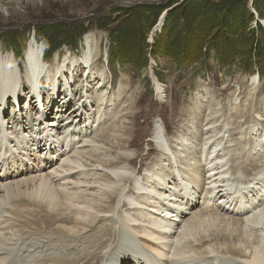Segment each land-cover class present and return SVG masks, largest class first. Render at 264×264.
I'll use <instances>...</instances> for the list:
<instances>
[{
  "label": "bare ground",
  "instance_id": "1",
  "mask_svg": "<svg viewBox=\"0 0 264 264\" xmlns=\"http://www.w3.org/2000/svg\"><path fill=\"white\" fill-rule=\"evenodd\" d=\"M101 36L50 64L36 36L23 61L0 49V264H264V81L190 100L169 145L155 120L148 158Z\"/></svg>",
  "mask_w": 264,
  "mask_h": 264
},
{
  "label": "rangeland",
  "instance_id": "2",
  "mask_svg": "<svg viewBox=\"0 0 264 264\" xmlns=\"http://www.w3.org/2000/svg\"><path fill=\"white\" fill-rule=\"evenodd\" d=\"M229 1L0 0V49L16 50L23 61L30 39L36 36L44 47L41 56L50 64L55 56L63 59L67 53L83 52L86 48L83 39L88 32H94L95 37L102 35L99 62L107 67L109 74L106 78L109 88L105 93L121 91L118 84L124 80L130 84L127 92L133 93L137 102L141 100L138 105L141 117L136 120L134 140L138 143L136 149L147 156L155 144L148 136L143 141L139 132L153 128L155 120L160 121L169 145L175 127L170 117L173 115L175 119L180 109L190 105V100L199 97L207 102L209 99L212 107L221 102L229 84L234 91L241 82L250 85L254 80L256 83L264 81V63L250 62L256 59L257 51L264 55L260 30L264 32V15L260 13L264 14V1L231 0L227 8ZM235 2L238 5H234ZM44 29L53 31L46 33L47 43L42 38ZM122 34L128 40L124 47L119 45ZM12 36L16 41L7 43ZM169 49L180 50L183 59L194 52L200 59L189 65L188 61H179L164 53ZM220 49L225 55L229 54L225 62L218 58ZM235 49L237 56L232 53ZM250 52L253 57L248 60ZM109 53L114 57L110 58ZM245 63L248 64L245 66ZM84 74L87 73L77 75L82 79ZM157 82L164 88L162 96L154 85ZM91 92L97 93L87 91L89 95ZM259 97H264V87ZM219 103L216 109L221 108ZM12 106L8 108L10 113ZM223 133L225 130L208 135L207 139Z\"/></svg>",
  "mask_w": 264,
  "mask_h": 264
},
{
  "label": "trees",
  "instance_id": "3",
  "mask_svg": "<svg viewBox=\"0 0 264 264\" xmlns=\"http://www.w3.org/2000/svg\"><path fill=\"white\" fill-rule=\"evenodd\" d=\"M231 1V0H230ZM228 2V4L226 5V7L227 8H229L230 7V4H231V2ZM259 0H255V3H257ZM260 1H264V0H260ZM236 4H234V5H238V3L237 2H235ZM264 11V10H263ZM261 13V15H264L263 13H262V11L260 12ZM251 15V17L253 16V14H250ZM259 28H261L260 27V25H259ZM261 30V32H262V36H263V39H264V32H263V29L261 28L260 29ZM49 32H53L52 30L51 31H49V30H42L41 31V33H42V38H43V40H44V42H46V40H45V35H46V33H49ZM37 36H39V34H37ZM41 38V37H40ZM16 41V37L14 36H12L9 40L7 39V43H14ZM127 36L126 35H121V37H120V40H119V45H121L122 47H124L126 44H128L127 43ZM53 42V41H52ZM47 43V42H46ZM124 44V45H123ZM13 45V44H12ZM15 52H16V50H15ZM218 52H220L219 53V55H218V58L219 59H221V61H226V59L228 58L227 56H229V54H227V55H225L224 53H222L221 52V49H220V51H218ZM18 53V52H17ZM16 53V54H17ZM164 53H166L168 56H171L172 58H176V59H179V61H188V63H186V64H189V65H193V63L195 62V61H199V59L200 58H198V55H196L195 56V52L194 53H191V55L189 56V57H187L186 59H183V58H181V51L180 50H178V49H169V50H167L166 52H164ZM232 53H233V55H236L237 56V54H236V49L235 50H233L232 51ZM184 54V53H183ZM18 55V54H17ZM232 55V56H233ZM109 56H110V58H113L114 57V55L112 54V53H109ZM21 57V56H20ZM249 59L248 60H250V58H252L253 57V54L250 52L249 53ZM255 57H256V59H252V60H254V61H250V62H254L255 64H258L259 62L261 63H264V61H263V58H264V55H262V53L260 54L258 51L255 53ZM195 59V60H194ZM231 62V61H230ZM229 62V63H230ZM248 63H245V66L247 65ZM246 68V67H245ZM138 69H142L141 67H138ZM264 70V68H262V71ZM264 72V71H263ZM262 74H264V73H262ZM158 76V78L160 79V77H159V75H157Z\"/></svg>",
  "mask_w": 264,
  "mask_h": 264
}]
</instances>
